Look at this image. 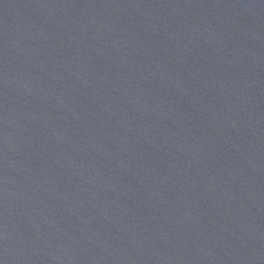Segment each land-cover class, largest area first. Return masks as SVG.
Segmentation results:
<instances>
[{
	"label": "water",
	"instance_id": "water-1",
	"mask_svg": "<svg viewBox=\"0 0 264 264\" xmlns=\"http://www.w3.org/2000/svg\"><path fill=\"white\" fill-rule=\"evenodd\" d=\"M0 264H264V0H0Z\"/></svg>",
	"mask_w": 264,
	"mask_h": 264
}]
</instances>
